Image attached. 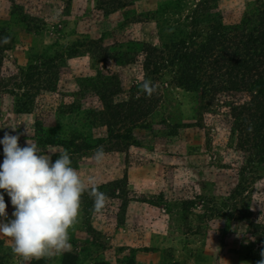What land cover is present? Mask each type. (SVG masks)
<instances>
[{
  "label": "rangeland",
  "instance_id": "1",
  "mask_svg": "<svg viewBox=\"0 0 264 264\" xmlns=\"http://www.w3.org/2000/svg\"><path fill=\"white\" fill-rule=\"evenodd\" d=\"M256 1L128 0L112 9L103 0H0L9 37L0 45V138L18 135L53 160L67 152L105 194L100 212L81 197L68 250L26 262L0 234V264H148L139 251L169 264V249L187 242L203 247V264L264 259V146L244 148L228 107L203 110V86H180L174 63L179 40L201 43L209 21L238 25ZM145 44L168 53L148 74L157 103L116 123L98 91L114 103L141 96Z\"/></svg>",
  "mask_w": 264,
  "mask_h": 264
},
{
  "label": "trees",
  "instance_id": "2",
  "mask_svg": "<svg viewBox=\"0 0 264 264\" xmlns=\"http://www.w3.org/2000/svg\"><path fill=\"white\" fill-rule=\"evenodd\" d=\"M126 1L103 0L112 9L121 7ZM206 1L203 0V5ZM208 24L201 43L181 39L175 44L174 63L178 66L179 74L176 81L188 90L203 86V110L228 107L231 129L232 132L237 131L239 143L244 148L263 147L264 0H257L255 9L247 12L236 26L225 28L222 23L211 21ZM7 35L4 29L0 30V37ZM143 53L145 77L155 85V77H149V70L153 69L151 73L158 74L168 53L150 44L144 45ZM98 93L106 106L114 109L111 118L116 123L122 120L134 122L137 118L145 117L149 115L147 110L157 103L155 91L151 95L142 92L141 96L134 97L133 94L130 101L117 103L108 100V96H113L108 89ZM119 106L120 109L117 108Z\"/></svg>",
  "mask_w": 264,
  "mask_h": 264
},
{
  "label": "clouds",
  "instance_id": "3",
  "mask_svg": "<svg viewBox=\"0 0 264 264\" xmlns=\"http://www.w3.org/2000/svg\"><path fill=\"white\" fill-rule=\"evenodd\" d=\"M8 40L7 36L0 37V44ZM140 87L147 95L155 91L148 79ZM18 141V135L7 132L0 138V234L13 241V253L27 262L68 250L69 230L78 218L81 197L87 193L93 200V210L100 212L105 206V194L94 180L86 183L81 178L67 152L53 160L52 154H42L29 140L23 147ZM104 156L102 147L93 153L97 164L103 162ZM5 193L14 209L11 218ZM258 264H264V259Z\"/></svg>",
  "mask_w": 264,
  "mask_h": 264
},
{
  "label": "crops",
  "instance_id": "4",
  "mask_svg": "<svg viewBox=\"0 0 264 264\" xmlns=\"http://www.w3.org/2000/svg\"><path fill=\"white\" fill-rule=\"evenodd\" d=\"M184 236V235H182ZM157 238L154 235V239ZM191 241V240H190ZM121 244H127V243H121ZM192 246L195 247H199L198 250L199 253L198 255L192 254L193 250L196 249L194 247V249H192ZM203 250V247L198 246L197 244H193V243H183L180 245H176L174 246V249H169L168 252H170L171 254L169 256V264L175 263V262H179L181 264H203V253H200ZM197 251V250H196ZM155 253H153L152 255H148L146 256V259L143 258L142 253H137L136 257L139 260H144L145 262H147L148 264H160L158 262V259L155 258L154 256ZM234 264H246L245 262H235Z\"/></svg>",
  "mask_w": 264,
  "mask_h": 264
}]
</instances>
